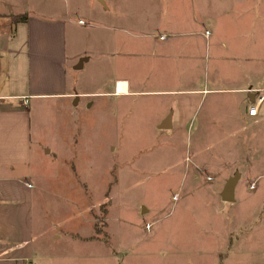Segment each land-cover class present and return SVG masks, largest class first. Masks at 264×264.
<instances>
[{
    "label": "crops",
    "instance_id": "0c3cea01",
    "mask_svg": "<svg viewBox=\"0 0 264 264\" xmlns=\"http://www.w3.org/2000/svg\"><path fill=\"white\" fill-rule=\"evenodd\" d=\"M188 2L163 21L157 5L131 12L112 0H0V264H45L61 259L56 247L99 246L86 215L93 206L83 203L82 215L75 214L68 190L52 180L46 186L33 167V99L58 98L67 114L80 104L100 111L113 100L115 111L131 117L145 101L141 115L152 114L156 134L166 131L172 140L180 131L185 140L182 180L189 196L197 197L199 173L201 185H215L216 201L225 203L220 193L238 173L234 203L257 192L264 199V100L255 116L248 114L254 91H264V0ZM84 6L98 23L83 19ZM90 26L97 29L90 51L81 50ZM81 58L82 67L73 70ZM90 62L94 78H83ZM167 117L170 127L160 128ZM61 150L47 152L57 158ZM65 154L72 163L63 170L70 167L91 192L79 179L92 175L91 161Z\"/></svg>",
    "mask_w": 264,
    "mask_h": 264
},
{
    "label": "rangeland",
    "instance_id": "374dc122",
    "mask_svg": "<svg viewBox=\"0 0 264 264\" xmlns=\"http://www.w3.org/2000/svg\"><path fill=\"white\" fill-rule=\"evenodd\" d=\"M112 2L130 6L131 12L143 5L161 6L163 21L170 19L173 8L189 5L188 0ZM81 10L83 19L98 23L93 21L91 9L84 6ZM95 30L96 27H86L77 48L89 50ZM123 66L118 74L124 76L128 69L125 63ZM81 73L83 78L93 79L92 62ZM123 86L120 83L119 89ZM59 101L58 98L33 99L28 106L33 167L38 168V178L46 186L52 180L57 181L60 189L68 190L65 194L71 198L70 207L75 214L82 215L84 204L93 206L86 215L92 226L96 225L91 230L99 246L98 250L95 246L84 250L69 244L66 248L59 246L58 252L53 250L51 254L57 252L61 259L45 258V264H264L262 193L243 199L241 195L235 203H218L213 194H218L213 192L215 185L202 184L203 187L202 177L197 173L200 184L194 186L198 190L193 192L197 197L189 196L188 183L182 180L185 140L180 131L172 140L165 136L166 131L156 134L152 114L141 115L145 101L137 104L133 117L129 116L130 112L121 116L115 111L113 100L106 101L100 111L95 108L88 111L80 104L72 114L59 109ZM137 114L141 118H136ZM57 147L64 151L53 158L47 151ZM65 153H76L79 160L87 157L91 161L92 175L79 176L81 181H87L91 192H85L70 167L66 172L63 170L72 163L71 157L65 159L68 156ZM79 215L76 220L80 224Z\"/></svg>",
    "mask_w": 264,
    "mask_h": 264
},
{
    "label": "water",
    "instance_id": "95a60500",
    "mask_svg": "<svg viewBox=\"0 0 264 264\" xmlns=\"http://www.w3.org/2000/svg\"><path fill=\"white\" fill-rule=\"evenodd\" d=\"M83 60H85V58H81L79 59L77 65H76V69L81 68L82 66V62ZM169 117L166 118V120L159 124L160 128L166 129L168 127H170L169 123ZM238 178V173H235L234 176L230 177L226 182H225V186L222 189L221 193H220V198L226 202H234V188H235V183L237 181ZM145 207H142V210L144 211Z\"/></svg>",
    "mask_w": 264,
    "mask_h": 264
},
{
    "label": "built area",
    "instance_id": "2783aa9c",
    "mask_svg": "<svg viewBox=\"0 0 264 264\" xmlns=\"http://www.w3.org/2000/svg\"><path fill=\"white\" fill-rule=\"evenodd\" d=\"M207 33V32H206ZM164 36H162L163 38ZM255 97H254V101H253V104L251 106H249V109H248V114L250 116H255L257 114V111H258V105L261 104L264 100V91H258V90H255ZM207 179H210L211 177L210 176H206ZM251 186H253V184H251ZM147 227H149V225H147Z\"/></svg>",
    "mask_w": 264,
    "mask_h": 264
},
{
    "label": "trees",
    "instance_id": "16d2710c",
    "mask_svg": "<svg viewBox=\"0 0 264 264\" xmlns=\"http://www.w3.org/2000/svg\"><path fill=\"white\" fill-rule=\"evenodd\" d=\"M15 20L16 21H25L26 20V16H18V17H16L15 18ZM95 227V229H96V225H94ZM95 239H97L96 237H94ZM94 238H92V239H94Z\"/></svg>",
    "mask_w": 264,
    "mask_h": 264
}]
</instances>
